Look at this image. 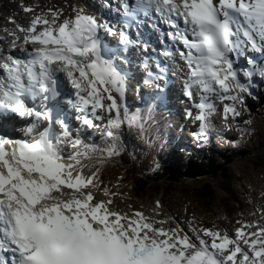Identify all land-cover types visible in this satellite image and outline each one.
<instances>
[{
    "label": "snow or ice",
    "instance_id": "6c2138e0",
    "mask_svg": "<svg viewBox=\"0 0 264 264\" xmlns=\"http://www.w3.org/2000/svg\"><path fill=\"white\" fill-rule=\"evenodd\" d=\"M120 6L118 29L86 4H70L67 15L64 8L22 4L26 22L9 17L13 27L0 36V264H264V220H238L233 230L195 217L187 229L172 226L171 218H156L159 200L151 216L131 204L114 207L120 193L100 176L118 155L121 129L144 136L153 104L163 100L153 93L139 97L143 108L126 103L130 46L142 43L145 53L150 46V37L142 42V33L133 39L126 29L147 20L167 26L160 35L183 62L192 134L207 140L216 117L230 128L241 116L257 75L264 83V63L250 57L248 67L240 66L246 52L264 54V0ZM151 27L159 31L157 23ZM105 35L118 36L114 47ZM163 55L174 57L171 50ZM152 59L144 57L143 82L159 89L168 69L157 60L153 70ZM87 129L99 130L105 146Z\"/></svg>",
    "mask_w": 264,
    "mask_h": 264
},
{
    "label": "rangeland",
    "instance_id": "374dc122",
    "mask_svg": "<svg viewBox=\"0 0 264 264\" xmlns=\"http://www.w3.org/2000/svg\"><path fill=\"white\" fill-rule=\"evenodd\" d=\"M24 1L29 3L30 0H0L1 15L10 9H14L12 11L17 14H22V8H20V6ZM37 1L40 0H36L35 2ZM0 19L3 18L0 17ZM247 103L250 109L251 103ZM241 112V117L244 116V119L242 121L241 119H236L230 128L226 127L219 118L216 127L218 124L217 128L228 135H220L215 131L216 140L214 139L215 137L213 138L211 136L208 140H212V144L214 143V146L218 147L221 151H232L235 153L246 152L247 154H251V158L237 159L228 169L233 176L232 191H235L234 193H236V195L238 194L237 197L241 196L242 199L248 200L251 205H253L255 212H253V214H248L247 212L244 215L238 214L233 219L227 220L223 217L222 212L225 210V207L230 210L233 209V205L228 202L230 193L228 194L222 189H218L217 203L215 204L214 202L210 204V202L201 195L196 197L198 193L197 183L192 182V184H190L187 182V184H181L179 182H172L165 187L164 194L160 195L161 198L159 199L164 204V208L158 210L161 215L156 217L157 219L171 218L172 226H175L176 223L181 221L184 224V228L187 229V220H191L195 217L206 226L214 225L220 229L229 230H233L238 226L236 224L238 220H264V211H262L264 210V163L257 157V155L261 154V148L259 149L258 145L264 143V116L256 109L248 110L246 107L243 108ZM246 121H248V123H245ZM240 125L241 127H239ZM242 129L244 133H241ZM199 149L208 152L205 145H200ZM219 154L220 153L214 154L213 157L218 160ZM164 157L165 155L163 154L155 153L151 157L146 158L144 160L146 170H150L152 164ZM103 182L112 190H115V192L120 193V195L114 198V207L127 210V205L131 204L134 208H139L138 210L144 211L147 215H153L156 201H152V198H154V193L157 188L153 191L149 189L144 190L141 192V195L139 190L136 191V188L141 187L137 184L136 180L126 182L118 174L111 180ZM100 187L102 188L103 185H100ZM94 190L98 198H103L101 191L95 188ZM132 192L138 194L139 197L134 196ZM175 217H177L176 222L173 219Z\"/></svg>",
    "mask_w": 264,
    "mask_h": 264
},
{
    "label": "bare ground",
    "instance_id": "6f19581e",
    "mask_svg": "<svg viewBox=\"0 0 264 264\" xmlns=\"http://www.w3.org/2000/svg\"><path fill=\"white\" fill-rule=\"evenodd\" d=\"M98 17H101V15H99ZM112 39L113 41H116V36H112ZM142 44V43H141ZM155 50V49H154ZM149 52V51H148ZM165 58H167V56L163 55ZM142 57H141V54L138 56V60H141ZM152 61V60H151ZM174 60L172 59V63H169L168 65H166V63H164L161 67H166L168 69L167 73L166 74H161V79L159 81H157V83L160 84V88L159 89H156L154 86L152 85H147V84H144L143 80H144V77L146 75V71L143 70L142 71V74L144 75H139L137 80H135V78L132 80L133 84L130 83V80H129V89L127 90L126 92V103L129 105V107H133V105L136 104V102L139 101V97L137 96L136 99L134 100L131 96H129V98L127 97V95L129 93L132 92V90H136L139 89L141 91H145L147 89H150V90H153V91H157V92H164V91H171L173 90L174 93L176 94V98H177V101L179 102L180 106L182 107L183 109V102H182V98H181V95H182V89L180 88V83L179 81L183 79V75L182 73H180V71L175 67V64H174ZM142 67H143V63L141 62V66L139 65L138 66V70L141 71L142 70ZM127 69V67H125ZM154 70H156V68L154 67ZM158 71V70H157ZM143 88V89H141ZM138 92V91H137ZM151 103V101H150ZM137 108V107H136ZM159 109V106L158 104L156 103L155 104V110H158ZM183 137L186 135V131L183 130ZM125 209V208H124ZM139 209V208H138ZM128 210V209H127Z\"/></svg>",
    "mask_w": 264,
    "mask_h": 264
},
{
    "label": "trees",
    "instance_id": "16d2710c",
    "mask_svg": "<svg viewBox=\"0 0 264 264\" xmlns=\"http://www.w3.org/2000/svg\"><path fill=\"white\" fill-rule=\"evenodd\" d=\"M262 161H264V158H262ZM209 173V171L206 169V166L204 165H198V164H194V163H191L189 165V169H187V172H183V173H180V172H177V177L175 178H178L180 175L181 177H190V178H195L197 179V177H200L201 175H207ZM161 178L163 177H168V178H174L172 175H171V171L168 170L166 171V174L164 175H160ZM158 176V177H160ZM223 176L226 178L224 179V184H223V187L225 188V191H227L228 193H231L230 195L231 196H236L235 195V191L233 192L232 190V187L231 186V183H229V179H231L230 175L228 174L227 171H224L223 173ZM159 178V180L161 179ZM158 180V178H157ZM141 182V186H149L151 185L150 183H148L146 180H140ZM202 190V193H199L202 197H204L208 202L210 203H214L217 201V196H216V187L213 186L212 184H209L208 182H205L203 184V186L200 188Z\"/></svg>",
    "mask_w": 264,
    "mask_h": 264
}]
</instances>
